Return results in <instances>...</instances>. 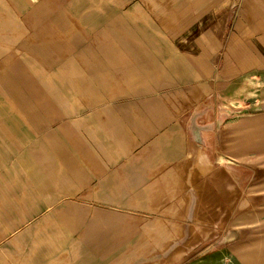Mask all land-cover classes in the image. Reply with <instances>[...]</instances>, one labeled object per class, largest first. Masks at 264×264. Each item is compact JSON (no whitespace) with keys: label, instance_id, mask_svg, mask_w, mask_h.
I'll use <instances>...</instances> for the list:
<instances>
[{"label":"crops","instance_id":"1","mask_svg":"<svg viewBox=\"0 0 264 264\" xmlns=\"http://www.w3.org/2000/svg\"><path fill=\"white\" fill-rule=\"evenodd\" d=\"M9 2L0 264H264V0Z\"/></svg>","mask_w":264,"mask_h":264},{"label":"rangeland","instance_id":"2","mask_svg":"<svg viewBox=\"0 0 264 264\" xmlns=\"http://www.w3.org/2000/svg\"><path fill=\"white\" fill-rule=\"evenodd\" d=\"M9 1L10 0H0V3L10 4ZM230 106V104L229 106L226 104L224 110L227 109L226 107L230 108ZM232 107H236V104H232ZM231 115L233 116V114ZM0 241L2 242L1 238ZM3 241L8 242L9 240L6 237ZM220 247L221 245H218L214 248V250H217ZM126 256L132 257L133 264H137L141 260H146L147 263L145 264H239L236 257V252L233 253L229 252L228 250L223 252H208L206 249H204L196 253L182 254V260H179L178 258L175 259L170 253H129Z\"/></svg>","mask_w":264,"mask_h":264}]
</instances>
